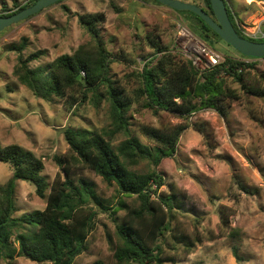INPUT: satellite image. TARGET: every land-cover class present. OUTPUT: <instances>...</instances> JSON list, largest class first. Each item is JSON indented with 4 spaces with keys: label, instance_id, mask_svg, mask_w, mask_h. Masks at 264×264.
Here are the masks:
<instances>
[{
    "label": "trees",
    "instance_id": "obj_1",
    "mask_svg": "<svg viewBox=\"0 0 264 264\" xmlns=\"http://www.w3.org/2000/svg\"><path fill=\"white\" fill-rule=\"evenodd\" d=\"M35 1L22 5L14 1L15 8H5L0 16L19 12ZM203 3L191 4L214 19L210 1ZM226 8L240 37L264 42L246 37L231 7ZM177 12L183 16L187 29L204 44L216 50L217 42H222L233 50L198 16L188 11ZM78 22L91 41L70 55L55 57L44 68L29 66L44 51L22 57L25 38L19 44L9 45L8 51L19 54L13 76L36 98L47 102L59 100L70 114L88 103L95 108L105 103L109 124L101 130L64 128L67 151L53 157L61 173L49 185L42 176V158L20 145L0 144V162L8 164L12 172L11 179L0 184V260L15 264L16 249L11 242L14 238L19 255L29 261L74 264L87 250L88 238L99 216L106 215L115 225L112 264H177L203 242L225 237L231 229L233 212L220 206L218 217L211 224L209 219L185 211L184 195L180 197L173 189L161 190L166 180L160 169L162 162L176 154L182 134L190 128L187 120L193 114L212 110L226 118L231 103L244 97L264 100V71L258 69L259 59L242 56L235 50L234 55L225 50L221 63L200 71L179 51L147 33L143 41L153 53L145 56L142 68L134 70L126 81L116 80L110 75V66L119 58L105 48L98 32L105 16L81 15ZM137 108L149 110L155 116L163 112L173 114L184 122L171 129L142 125L138 128L146 141L142 143L134 136L129 116ZM118 137L123 140L115 144ZM142 163L147 164L148 171L136 169ZM75 169L90 171L108 186L114 185L120 199L112 203L104 198L96 184L74 173ZM16 181L34 186L36 196L45 200L44 209L16 217ZM119 211L122 216L117 215ZM92 264L106 263L98 259Z\"/></svg>",
    "mask_w": 264,
    "mask_h": 264
},
{
    "label": "rangeland",
    "instance_id": "obj_2",
    "mask_svg": "<svg viewBox=\"0 0 264 264\" xmlns=\"http://www.w3.org/2000/svg\"><path fill=\"white\" fill-rule=\"evenodd\" d=\"M14 1L22 5L28 0H0V14L5 13V8L13 10ZM179 1L204 5L203 0ZM225 2L242 30L248 33L264 30V1ZM94 13L105 16V23L98 29L99 37L105 48L119 58L110 66V75L116 80L126 81L134 70L142 68L145 56L153 53L143 41L147 33L181 54L188 50L183 43L186 38L179 36L181 30L187 29L183 16L153 0H63L1 32L0 144H17L42 158V176L47 185L61 173L53 157L67 151L64 128L101 130L109 124L108 107L102 103L95 108L88 103L70 114L59 100L47 102L36 98L13 76L19 54L7 47L25 38L22 57L44 51L29 64L32 68H44L55 57L70 55L91 41L78 20L81 15ZM215 47L222 55L225 50L236 54L222 42ZM258 69L264 71V59H259ZM129 116L134 136L142 143L146 141L139 133L140 126L171 129L184 122L173 114L163 112L155 116L142 108ZM187 121L190 128L182 134L176 154L162 162L160 169L166 180L161 190L173 189L180 197L184 195V210L209 219L211 224L218 217L220 206L230 208L233 215L225 237L203 242L177 264H264V100L244 97L229 104L226 118L212 110H202ZM122 140L118 137L115 144ZM136 169L146 172L148 166L142 163ZM73 172L93 181L97 191L112 203L120 199L117 188L108 186L94 173L78 169ZM11 177L9 165L0 162V184ZM13 187L16 217L44 209L45 200L36 196L34 186L16 181ZM117 215L122 216L123 212ZM11 242L16 249L15 264H37L19 255L14 238ZM115 244L114 223L106 215H100L88 238L87 250L74 264H92L98 259L112 264ZM0 264L6 261L0 260Z\"/></svg>",
    "mask_w": 264,
    "mask_h": 264
},
{
    "label": "water",
    "instance_id": "obj_3",
    "mask_svg": "<svg viewBox=\"0 0 264 264\" xmlns=\"http://www.w3.org/2000/svg\"><path fill=\"white\" fill-rule=\"evenodd\" d=\"M63 0H36L33 5L8 16H0V33L12 25L28 20L42 10ZM156 2L174 10L188 11L203 20L220 39L242 56L263 59L264 42H254L240 37L229 20L225 0H209L214 19L208 16L202 8L179 0H155Z\"/></svg>",
    "mask_w": 264,
    "mask_h": 264
},
{
    "label": "built area",
    "instance_id": "obj_4",
    "mask_svg": "<svg viewBox=\"0 0 264 264\" xmlns=\"http://www.w3.org/2000/svg\"><path fill=\"white\" fill-rule=\"evenodd\" d=\"M185 29L179 32V36L186 38V41L183 40V43L188 48L182 54L191 62L192 66L198 68L200 71H204L221 63L223 57L220 53L202 43L193 34L191 35L188 29ZM242 33L252 39H264V30H257L253 33L242 30Z\"/></svg>",
    "mask_w": 264,
    "mask_h": 264
},
{
    "label": "crops",
    "instance_id": "obj_5",
    "mask_svg": "<svg viewBox=\"0 0 264 264\" xmlns=\"http://www.w3.org/2000/svg\"><path fill=\"white\" fill-rule=\"evenodd\" d=\"M264 59V58H263Z\"/></svg>",
    "mask_w": 264,
    "mask_h": 264
}]
</instances>
